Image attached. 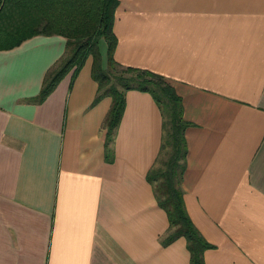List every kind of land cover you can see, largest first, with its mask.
<instances>
[{"label":"crops","instance_id":"1","mask_svg":"<svg viewBox=\"0 0 264 264\" xmlns=\"http://www.w3.org/2000/svg\"><path fill=\"white\" fill-rule=\"evenodd\" d=\"M113 31L118 63L182 98L181 186L205 264H264V0H119ZM65 45L38 34L0 49V264H189L147 177L163 139L151 93L126 90L108 143L92 55L35 99Z\"/></svg>","mask_w":264,"mask_h":264},{"label":"trees","instance_id":"2","mask_svg":"<svg viewBox=\"0 0 264 264\" xmlns=\"http://www.w3.org/2000/svg\"><path fill=\"white\" fill-rule=\"evenodd\" d=\"M119 0H0V49L19 45L34 35L60 34L66 37L63 54L47 70L40 92L44 100L57 83L72 70L71 83L86 58L93 56L92 73L98 81L95 100L112 98L105 118L106 141L112 140L120 122L125 92L139 89L151 93L163 115V139L155 165L147 177L153 183L157 201L169 218L165 242L184 236L190 252L189 264H205L204 251L212 246L191 220L181 186L186 166L185 130L191 124L183 116V103L175 87L160 73L123 66L114 59L117 39L113 31ZM106 44V66L100 44ZM107 153H112L111 147Z\"/></svg>","mask_w":264,"mask_h":264},{"label":"rangeland","instance_id":"3","mask_svg":"<svg viewBox=\"0 0 264 264\" xmlns=\"http://www.w3.org/2000/svg\"><path fill=\"white\" fill-rule=\"evenodd\" d=\"M103 42H105V41H103ZM103 42H101V45H100V47L104 45V43H103Z\"/></svg>","mask_w":264,"mask_h":264}]
</instances>
